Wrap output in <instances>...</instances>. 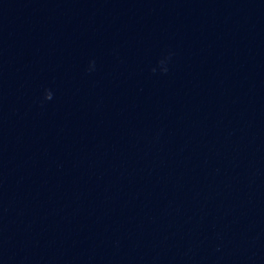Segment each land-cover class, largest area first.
I'll use <instances>...</instances> for the list:
<instances>
[{"label":"water","instance_id":"1","mask_svg":"<svg viewBox=\"0 0 264 264\" xmlns=\"http://www.w3.org/2000/svg\"><path fill=\"white\" fill-rule=\"evenodd\" d=\"M0 264H264V0H0Z\"/></svg>","mask_w":264,"mask_h":264}]
</instances>
